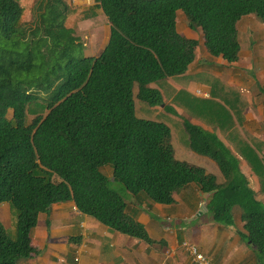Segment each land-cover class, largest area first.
Here are the masks:
<instances>
[{
  "label": "trees",
  "instance_id": "obj_1",
  "mask_svg": "<svg viewBox=\"0 0 264 264\" xmlns=\"http://www.w3.org/2000/svg\"><path fill=\"white\" fill-rule=\"evenodd\" d=\"M95 2L109 22L107 42L96 58L67 61L66 79L50 99L15 89L13 76L28 71L31 58L13 57L0 47V205L8 204L13 224L4 228L0 223V264H17L31 254L26 212L49 215L67 202L103 228L149 243L131 204L109 188V175L134 201L146 199L150 207L175 205L192 185L211 195L206 212L212 222L230 226L237 209L242 223L237 234L264 264V205L236 165L243 152L256 156L255 150L232 135L236 126L230 138L220 140L208 126L183 121L187 149L209 158L218 177L176 159L169 127L137 118L135 112V99L157 106L170 79L205 86L217 82L204 71L187 73L199 43L177 33L178 11L203 37L204 49L230 66L239 52L237 21L251 13L264 20V0ZM20 16L16 0H0L3 38L15 39ZM192 100L189 107L186 101L175 103L203 119V103Z\"/></svg>",
  "mask_w": 264,
  "mask_h": 264
},
{
  "label": "crops",
  "instance_id": "obj_2",
  "mask_svg": "<svg viewBox=\"0 0 264 264\" xmlns=\"http://www.w3.org/2000/svg\"><path fill=\"white\" fill-rule=\"evenodd\" d=\"M16 1L21 6L22 16L21 1ZM43 1L39 0V3ZM37 2L38 0H27L23 3L25 7L28 4L41 7L36 4ZM67 3L72 10L67 8L65 2L64 8L60 6L62 8L60 16H66L67 24H74L75 30L80 36H84V40L88 41L86 35L92 32V40L95 38L97 48H102L105 40L107 41L109 22L98 3L95 0L91 3L86 0H67ZM181 16L183 13L180 11L176 13V21ZM184 19L187 25L186 18ZM176 29L184 38L198 39L199 44L195 49L197 59L187 73L197 74L203 71L205 62L213 67L212 75L217 82H210V89L207 90L212 96L223 101L227 108V111L217 107L205 110L203 106L202 111L206 119H197V123L208 126L220 140L230 138L232 125L236 126L237 134L232 135L234 137L240 135L243 141L249 143L255 150L257 156L250 151L243 152L239 157L240 161H237V169L245 177L251 190L259 195L257 199L264 205V193H261V188L264 187V165L258 161L264 154V20L251 13L237 21L235 30L239 52L237 62L230 66L223 64L220 58H213L204 49L202 36L198 38L188 27L178 30L177 22ZM202 49L206 52L201 54ZM200 61L202 63L199 65ZM210 198V194H200L190 185L178 196L175 205L168 208L161 205L150 207L134 200L129 203L135 212L136 220L144 226L149 220H153L154 214H161L166 221L183 216V222L186 223L191 217H196L198 231H192L191 236L192 240L197 239L196 243L193 244L187 239L182 242H191L190 244L211 259L213 264L252 262L256 264L258 259L255 249L237 234L242 228L241 214L237 209L234 211V219L230 226L214 223L210 217L205 219L208 215L206 206ZM191 200L198 201L196 209L191 210L192 214L189 217L188 213L182 215L186 205L192 203ZM204 204L205 207L202 206ZM199 206L203 207L202 211L195 216ZM25 217L28 220L25 231L31 254L20 259L17 264H163L165 258L172 257L175 253L172 249L171 256H165L161 248V251L153 248L150 242L145 243L103 228L98 222L79 213L71 202L54 206L49 215L35 217L33 213L26 212ZM8 219L10 222L9 206L3 203L0 205V223L4 224ZM181 243L176 242L178 245Z\"/></svg>",
  "mask_w": 264,
  "mask_h": 264
},
{
  "label": "rangeland",
  "instance_id": "obj_3",
  "mask_svg": "<svg viewBox=\"0 0 264 264\" xmlns=\"http://www.w3.org/2000/svg\"><path fill=\"white\" fill-rule=\"evenodd\" d=\"M20 1L23 10L20 21L16 26L17 35L14 40H7L3 38L0 32V47L8 50L13 57H19L21 59L31 58L32 65H30L29 70L19 72L13 76L15 89L22 93L32 95L39 100H47L53 96L58 87L65 81V65L67 61H70V59L79 60L84 57L96 58L102 52L107 41L105 40L102 48H97L95 38L92 40V32L86 35V37L89 38V40L86 41L83 39L84 36H80V33L75 30L74 24H67L65 20L66 16H60L65 2L67 8L72 10L67 0H44L42 3H39L38 0L36 4L41 6L39 8L35 7V5L29 6V4L25 7L23 2L27 0ZM177 13H179V11ZM183 16L177 18L178 30L188 27L185 24V16ZM82 21L85 22V20ZM191 33L194 34L193 31ZM200 51L201 54L206 52L203 49ZM201 63L202 61L198 64L200 65ZM191 68L192 66H190V69ZM203 71L211 75L214 72L213 67L207 62L204 64ZM176 80L177 79H170L166 82L167 88L164 92H160L162 96L159 102H156L157 106H143L135 99L136 116L140 119L161 122L169 127L171 143L176 159L203 167L208 173L220 177L217 167L209 158L193 153L187 149L188 137L184 132L183 121L187 120L191 124H198L197 119L199 118L192 116V114L182 109L175 102L176 99L178 102L186 101L187 107H189L188 100L193 99L192 101H196L198 104L203 103L205 110L217 107L227 111L226 104L211 95L210 91L207 90L210 89L209 85H201L195 80L180 84ZM198 91L202 94H206L208 97H197L196 93ZM169 103L170 106L168 110L163 109L165 105ZM140 107L142 109H140ZM203 119H206V116ZM239 139L244 142L240 135ZM235 157L233 160H236ZM108 178L109 188L112 191L117 192L125 201L131 202L135 200L132 199L119 183L113 181L110 175ZM143 201L144 205H149L146 199ZM191 201L192 203L186 205V210L182 215L188 213L189 215L187 217H189L190 214H192L191 210L196 209L198 201ZM202 206L205 207V204ZM203 207L199 206V208H197L195 216L202 211ZM148 214L150 215L151 213ZM208 217L207 215L205 219H208ZM152 218L153 220H149L148 224L145 226L151 246L159 251L162 249V253L165 254V256H171L172 249H174L175 252L172 257L165 258L163 264H191L186 252L182 249V241L187 239V241H191L193 244L196 243L195 240L197 239L192 240L191 236L192 231H198V219H196V217H191L188 223H186L183 222V216L175 217L167 221L164 220V217L162 218L161 214H154ZM3 226L7 228L13 226V224L10 225L8 219ZM176 242L182 243L178 245ZM255 255L258 259L257 253H255ZM252 264L254 263L252 262ZM256 264H259V262Z\"/></svg>",
  "mask_w": 264,
  "mask_h": 264
},
{
  "label": "built area",
  "instance_id": "obj_4",
  "mask_svg": "<svg viewBox=\"0 0 264 264\" xmlns=\"http://www.w3.org/2000/svg\"><path fill=\"white\" fill-rule=\"evenodd\" d=\"M88 3H91L92 0H86ZM197 97H203L207 98L208 96L206 94H202L200 91L196 93ZM182 249L186 252L188 259L191 264H213L211 259H209L207 256L202 254L197 247L194 245L188 243V242H183L182 244ZM63 262V259H62Z\"/></svg>",
  "mask_w": 264,
  "mask_h": 264
},
{
  "label": "water",
  "instance_id": "obj_5",
  "mask_svg": "<svg viewBox=\"0 0 264 264\" xmlns=\"http://www.w3.org/2000/svg\"><path fill=\"white\" fill-rule=\"evenodd\" d=\"M26 229V226L24 227V230Z\"/></svg>",
  "mask_w": 264,
  "mask_h": 264
}]
</instances>
